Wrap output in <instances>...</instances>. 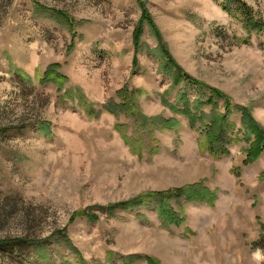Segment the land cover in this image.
Returning <instances> with one entry per match:
<instances>
[{
  "label": "rangeland",
  "instance_id": "obj_1",
  "mask_svg": "<svg viewBox=\"0 0 264 264\" xmlns=\"http://www.w3.org/2000/svg\"><path fill=\"white\" fill-rule=\"evenodd\" d=\"M0 264H264V0H0Z\"/></svg>",
  "mask_w": 264,
  "mask_h": 264
},
{
  "label": "trees",
  "instance_id": "obj_2",
  "mask_svg": "<svg viewBox=\"0 0 264 264\" xmlns=\"http://www.w3.org/2000/svg\"><path fill=\"white\" fill-rule=\"evenodd\" d=\"M247 7L246 6H242L241 7V9H240V13H241V15H242V17H243V19H244V22L246 23L248 20H249V17H250V15H247ZM247 24V23H246ZM248 25V24H247ZM218 151V149H217V146L215 145H213L212 146V152L214 153V154H216V152Z\"/></svg>",
  "mask_w": 264,
  "mask_h": 264
}]
</instances>
